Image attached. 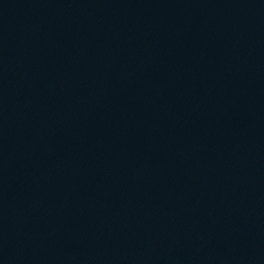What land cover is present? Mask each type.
<instances>
[{
	"label": "water",
	"instance_id": "obj_1",
	"mask_svg": "<svg viewBox=\"0 0 264 264\" xmlns=\"http://www.w3.org/2000/svg\"><path fill=\"white\" fill-rule=\"evenodd\" d=\"M0 264H264V0H0Z\"/></svg>",
	"mask_w": 264,
	"mask_h": 264
}]
</instances>
